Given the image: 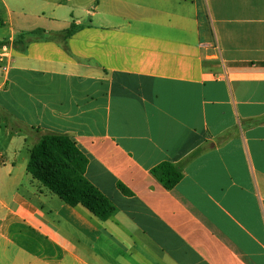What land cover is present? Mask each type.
I'll use <instances>...</instances> for the list:
<instances>
[{
	"label": "crops",
	"instance_id": "crops-1",
	"mask_svg": "<svg viewBox=\"0 0 264 264\" xmlns=\"http://www.w3.org/2000/svg\"><path fill=\"white\" fill-rule=\"evenodd\" d=\"M15 1L0 8V264H264V0ZM35 29L54 39L13 44ZM42 133L88 158L108 220L32 178ZM162 163L183 173L173 189Z\"/></svg>",
	"mask_w": 264,
	"mask_h": 264
},
{
	"label": "trees",
	"instance_id": "trees-1",
	"mask_svg": "<svg viewBox=\"0 0 264 264\" xmlns=\"http://www.w3.org/2000/svg\"><path fill=\"white\" fill-rule=\"evenodd\" d=\"M78 29L71 25L62 33L63 39L70 38ZM44 36L54 39L44 29H35L17 34L14 45L25 47ZM88 158L79 150L72 139L63 134L42 133L41 139L32 148L27 171L34 180L41 183L65 204L75 207L82 205L102 221L108 220L115 212L112 202L93 186L86 178ZM152 174L166 189H173L183 178L181 169L171 163H162L152 170ZM120 190L128 194L119 184Z\"/></svg>",
	"mask_w": 264,
	"mask_h": 264
},
{
	"label": "rangeland",
	"instance_id": "rangeland-1",
	"mask_svg": "<svg viewBox=\"0 0 264 264\" xmlns=\"http://www.w3.org/2000/svg\"><path fill=\"white\" fill-rule=\"evenodd\" d=\"M13 1H14V3H18V2H19V1L11 0L10 3L12 4ZM0 8H2L1 0H0ZM67 14H68V13H67ZM5 16H6V15H4V17H2V18H6Z\"/></svg>",
	"mask_w": 264,
	"mask_h": 264
}]
</instances>
